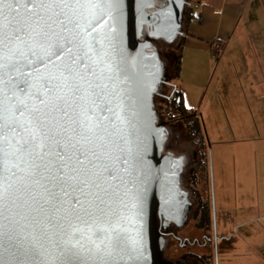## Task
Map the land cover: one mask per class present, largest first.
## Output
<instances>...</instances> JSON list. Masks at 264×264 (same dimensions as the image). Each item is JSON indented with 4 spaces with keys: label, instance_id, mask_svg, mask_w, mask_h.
I'll use <instances>...</instances> for the list:
<instances>
[{
    "label": "water",
    "instance_id": "water-1",
    "mask_svg": "<svg viewBox=\"0 0 264 264\" xmlns=\"http://www.w3.org/2000/svg\"><path fill=\"white\" fill-rule=\"evenodd\" d=\"M0 0V264H174L188 220L155 98L189 0Z\"/></svg>",
    "mask_w": 264,
    "mask_h": 264
},
{
    "label": "crops",
    "instance_id": "crops-1",
    "mask_svg": "<svg viewBox=\"0 0 264 264\" xmlns=\"http://www.w3.org/2000/svg\"><path fill=\"white\" fill-rule=\"evenodd\" d=\"M184 32L183 62L188 56H200L204 65L202 75L198 63L190 69L191 81L183 83L180 92L185 109L197 120L208 121L220 178L216 190L218 218L235 233L242 225L248 226V238L255 244L263 241L256 225L264 223V136L257 138L256 125L252 126L249 119L255 112L264 118V72L257 74L264 70V0H206L196 11L189 9ZM215 47L221 49L224 63L238 68L241 62L249 72L252 105L246 104L239 91L230 95L224 106L212 99L205 107ZM234 85L239 87L240 81ZM211 107L212 112H207ZM224 114L231 120L232 144L222 137L223 132L226 135L221 121ZM228 150L235 157L227 156Z\"/></svg>",
    "mask_w": 264,
    "mask_h": 264
},
{
    "label": "rangeland",
    "instance_id": "rangeland-1",
    "mask_svg": "<svg viewBox=\"0 0 264 264\" xmlns=\"http://www.w3.org/2000/svg\"><path fill=\"white\" fill-rule=\"evenodd\" d=\"M154 46L159 51L161 59L164 62L165 76H167V78L169 77L168 80L171 81L170 84H173L172 86L176 87L177 90H181V87H183V83H190V69H192L193 66H197L196 63L201 65L199 68L202 75V67L204 65V61L202 58H200V56L196 59H194L193 56H188V59L183 62V41L181 40V38H177L173 42L156 40L154 42ZM212 50L213 75L211 78V83L209 85V92L206 97L205 107L208 106V103L211 102L212 99H214L220 107L224 106V104L227 103V98L230 95L238 93L239 91L242 95H244L246 104L252 105V88L248 83L249 72L244 69L243 63L240 62L239 67L235 68V65L223 62L222 56H220L219 53V51H221L220 48L215 47ZM260 72H264V70L260 69L257 74ZM201 77L202 76H200V78ZM239 81L241 85H239V87H236L234 83H239ZM166 90L167 92L171 91L172 93L171 88H167ZM173 95L174 93H172L170 96L173 97ZM176 96L177 94H175V98ZM158 100L159 99H157V101ZM162 101L163 100L161 99L159 100L160 104H162ZM168 105L171 107V114L165 113V107L163 104L157 107V110L159 108L158 111L161 119L163 121L167 120L168 122H170L172 119H175L173 123L169 124V127L171 129L173 127L174 129L182 130L183 132L186 131L188 125L185 124V122L179 120V113H173L174 104L170 102L168 103ZM207 112L211 113L212 107L208 108ZM194 120L195 119L193 118L192 121ZM249 120L252 122V126L256 125L254 134L257 135V138L264 136V118H262L257 114V112H255L253 116H250ZM197 121L199 123V127H201L203 144H205V146L203 145V153L205 157L203 174L205 175L202 174L200 177V197L203 199L204 204L207 206L208 213L204 221L205 224L201 226L202 228H200V231L194 229V224L196 222H194L193 219L182 230V232L180 233V237L183 239V241L184 238L187 237H199L200 240L202 239L203 241L204 236L207 235L209 238L207 243L208 245H205L203 248L200 247V249L196 246L192 247L189 245H186L182 248L178 243L168 244V242H166L163 255H165L166 252L168 254H171L172 257H169L168 259H170L174 264H180V261L182 260L181 258L183 256H186L188 259L193 257L195 258V256L198 255H200L201 264H264V223L261 222L262 224L256 225L258 232L262 231V233H260V237L263 239V241L259 240L254 244V242L251 240V237L248 238V226L242 225L239 228V232L235 233L236 231L231 229L232 226L230 227L227 224H224L223 226L220 219L218 218L219 215L217 213L216 190L218 189V180L220 178L218 176V165L214 160V152H212L213 141H211L209 136V132L211 131L207 128L206 125L208 124V121H206V123L202 119L201 121L200 119ZM221 121L222 127L226 131V135L223 132L222 137L224 140H228V142L232 144V141L235 138L233 137L234 133L231 128L230 117L224 114L221 118ZM195 127H197L196 124L192 125V128ZM180 139L183 142H186L188 140L187 136L185 135L183 137L181 136ZM228 154L229 150L227 151V156ZM229 156L230 158L235 157V154L232 150H230ZM233 214L234 216H236L235 212H233ZM198 220L200 219L198 218Z\"/></svg>",
    "mask_w": 264,
    "mask_h": 264
},
{
    "label": "flooded vegetation",
    "instance_id": "flooded-vegetation-1",
    "mask_svg": "<svg viewBox=\"0 0 264 264\" xmlns=\"http://www.w3.org/2000/svg\"><path fill=\"white\" fill-rule=\"evenodd\" d=\"M167 2L168 0H160V2L157 4L158 8L164 7ZM187 11L189 13V6L187 7ZM168 78L166 76L167 82L162 85L160 93L155 98V105L156 111L158 113V122L164 123L169 127V124L173 123L174 121H163L158 111L159 108L157 110V107L163 104L165 107V113H169L168 110H170L171 107L168 105V102L173 103V101L175 100V94L180 91L177 90L176 87L172 86L173 84H170L171 81H169ZM167 88H171V90L174 88L172 90V93H174L173 97L170 96L172 94L171 91L167 92ZM157 99L163 100L162 104H160L159 100L157 101ZM169 130V141L166 143L163 152L164 155H168L172 158L182 159L180 187L187 194L186 213L188 215V220L186 225L194 219L193 221L196 222L194 224V229L200 231V228H202L201 226L205 224L204 221L208 213L207 206L204 204L203 199L200 197V177L204 171L205 157L203 148L205 144L200 143V130L196 127H187L186 131L184 132L182 130L174 129L173 127L172 129L169 127ZM184 135L187 136L188 139L186 142H183L180 139L181 136L183 137ZM193 135L196 137L194 141L192 140ZM198 218L200 220H198ZM178 221L174 222L168 221L166 219H159V228L161 234L166 239V242H168V244L178 243L182 248L186 245H189L192 247L196 246L199 249L200 247L203 248L205 245H208L207 243L209 238L207 235H205L203 238L204 242L202 241V239L200 240L199 237H187L184 238L183 241V239L180 237V233L186 227V225L183 228H180ZM165 255H163L164 259L168 262H171V260L168 259L169 257H172L171 254H168L166 252ZM198 256H195L196 259L194 257L187 259L186 256H183L181 258L182 260L180 261V264H201L200 255Z\"/></svg>",
    "mask_w": 264,
    "mask_h": 264
},
{
    "label": "trees",
    "instance_id": "trees-1",
    "mask_svg": "<svg viewBox=\"0 0 264 264\" xmlns=\"http://www.w3.org/2000/svg\"><path fill=\"white\" fill-rule=\"evenodd\" d=\"M176 94H177V96H176L175 100L173 101V104H174V112L173 113H176V114L179 113V115H180L179 120L185 122V124H187L189 128H192V125L196 124V126H197L196 128L197 129L200 128V143H203V139L201 136V133H202L201 127H199V123L195 117V114L193 112H189L187 109H185L181 92H178ZM170 110H168L169 114H171ZM193 118L195 119L194 121H192ZM172 120L174 121L175 119H172ZM190 123H192V124H190ZM195 139H196V137L193 135L192 140L194 141Z\"/></svg>",
    "mask_w": 264,
    "mask_h": 264
},
{
    "label": "built area",
    "instance_id": "built-area-1",
    "mask_svg": "<svg viewBox=\"0 0 264 264\" xmlns=\"http://www.w3.org/2000/svg\"><path fill=\"white\" fill-rule=\"evenodd\" d=\"M204 1L206 0H189V9L196 11Z\"/></svg>",
    "mask_w": 264,
    "mask_h": 264
}]
</instances>
